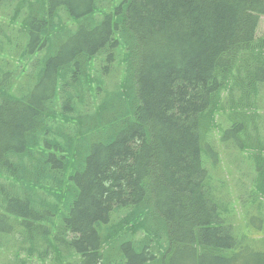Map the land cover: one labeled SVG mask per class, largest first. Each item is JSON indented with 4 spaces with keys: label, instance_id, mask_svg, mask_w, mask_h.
<instances>
[{
    "label": "trees",
    "instance_id": "1",
    "mask_svg": "<svg viewBox=\"0 0 264 264\" xmlns=\"http://www.w3.org/2000/svg\"><path fill=\"white\" fill-rule=\"evenodd\" d=\"M0 9L42 53L0 42V264H264L203 158L251 151L264 197V0Z\"/></svg>",
    "mask_w": 264,
    "mask_h": 264
},
{
    "label": "rangeland",
    "instance_id": "2",
    "mask_svg": "<svg viewBox=\"0 0 264 264\" xmlns=\"http://www.w3.org/2000/svg\"><path fill=\"white\" fill-rule=\"evenodd\" d=\"M7 12L0 9V42L5 51H9L11 61H15V64L10 66H23L20 74L24 75L27 67H32L36 64L39 57L42 56L41 52H36L33 54L27 53L25 55V61H20V57L23 55L21 51L10 52L11 46L10 41L14 44L25 45L24 37H20L17 32L20 26L19 21L13 22L11 18L7 17ZM257 36L259 38H264V15L261 17L260 25L258 28ZM5 40V41H4ZM8 52H5L4 56H7ZM261 98H264V90L262 92ZM263 113V112H262ZM217 127H222L225 125V118L221 115L217 116ZM216 133V132H214ZM264 136V132L262 134ZM216 142V150L219 153V159L214 162H210L205 159L206 151L203 150L204 158V168L209 172V175H213L211 182V190L215 200L224 207L231 208L234 212L233 223L236 224V230L241 232L246 236V241L253 240V247L264 250V245H262V240L264 239V197L257 192L254 193L255 182L259 180L257 173L254 171L253 162L251 160L252 152L244 151L243 154L237 153L236 150H231L230 154L226 158V152L223 150V145L220 143L217 134H213ZM225 180L224 192L227 193V198L224 192H219L218 187L220 181ZM263 226L262 230L257 229L259 226V221ZM245 226L248 227L245 228ZM248 230V231H247Z\"/></svg>",
    "mask_w": 264,
    "mask_h": 264
}]
</instances>
